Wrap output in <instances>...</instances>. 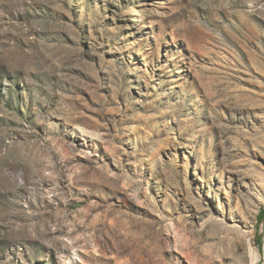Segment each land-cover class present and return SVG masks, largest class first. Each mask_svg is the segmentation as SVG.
<instances>
[{
	"label": "rangeland",
	"instance_id": "obj_1",
	"mask_svg": "<svg viewBox=\"0 0 264 264\" xmlns=\"http://www.w3.org/2000/svg\"><path fill=\"white\" fill-rule=\"evenodd\" d=\"M263 210L264 0H0V264H264Z\"/></svg>",
	"mask_w": 264,
	"mask_h": 264
},
{
	"label": "trees",
	"instance_id": "obj_2",
	"mask_svg": "<svg viewBox=\"0 0 264 264\" xmlns=\"http://www.w3.org/2000/svg\"><path fill=\"white\" fill-rule=\"evenodd\" d=\"M259 224L262 225L264 223V210L261 211L259 218H258ZM259 247L261 248V243L259 244Z\"/></svg>",
	"mask_w": 264,
	"mask_h": 264
},
{
	"label": "bare ground",
	"instance_id": "obj_3",
	"mask_svg": "<svg viewBox=\"0 0 264 264\" xmlns=\"http://www.w3.org/2000/svg\"><path fill=\"white\" fill-rule=\"evenodd\" d=\"M252 264H255V261H253Z\"/></svg>",
	"mask_w": 264,
	"mask_h": 264
}]
</instances>
